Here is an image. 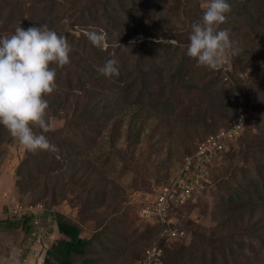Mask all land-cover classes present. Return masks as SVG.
<instances>
[{"label":"trees","instance_id":"trees-1","mask_svg":"<svg viewBox=\"0 0 264 264\" xmlns=\"http://www.w3.org/2000/svg\"><path fill=\"white\" fill-rule=\"evenodd\" d=\"M200 1L207 2L0 0V36H10L18 25L26 29L46 24L66 37L71 46L70 63L56 70L57 88L45 97L49 102L47 121L50 117H61L64 121L63 126L49 132L51 137L46 136L55 145V152L61 155L76 152L81 145H67L59 137L62 131L79 140L78 136L83 130L97 129L100 132L107 127L110 133L108 141L112 143L118 137L116 122H121L124 116L128 117L131 125L136 120L142 121L137 128L132 126L130 130L127 129L125 139L131 142L142 139L145 120L149 119L158 126L171 115L176 119L183 118L175 116L180 110L187 115L194 111L195 114L191 113L190 116L195 117L194 122L203 124L205 132L202 137L227 125L229 118L212 126L204 119L208 117L211 120L216 113L230 112V89L223 87L217 72L197 67L196 61L186 55V45L182 46L188 43L190 23L202 16ZM227 2L231 11L226 14L227 20L219 25V29L230 31L233 47L237 50L239 42L247 40L244 37L248 34L246 29L259 34L254 39L248 38L249 45L257 47L254 51L258 52L252 78L244 83L239 81L238 87L246 97L256 94L257 99L264 103V0ZM175 27L183 30L172 32ZM160 28L170 31L159 34ZM90 30L106 33L105 48L93 46L86 36ZM255 39L259 40L256 44L253 43ZM237 54L232 55L233 60L237 59ZM110 59L117 62L118 76L105 77L97 71ZM187 94L188 101L180 99L181 95ZM262 115L263 106L253 108L252 112L246 114L244 128L237 139L229 143L224 152L226 155H232L237 144L238 160L248 159L245 149L254 137L249 133V120L254 117V126L260 128L264 135V126L259 124ZM33 130L40 133L37 128ZM5 131L9 133L0 125V136ZM195 146L196 143L189 152ZM54 155L47 150L35 153L25 150L16 168L18 178L27 179V185L39 183L43 178L41 175L46 176L57 162ZM254 155L256 157L257 153ZM259 158L263 160L264 151H261ZM232 168L226 177L220 170L212 172L211 185L214 187L215 210L220 214L217 222L220 234L214 235L213 239H199L188 245L179 240L174 245L175 250L164 249L162 264L166 261V255V259L174 264H264V169L262 172L257 170L254 177H248L251 167L246 164H233ZM37 170L40 175L35 173ZM81 183L89 184V188L95 187L93 180L88 183L84 178ZM90 194L89 190L87 195ZM51 213V228L55 229L58 237L50 246L42 248L41 264H95L97 251L92 248L91 239L98 234L82 236L78 222L59 212ZM11 217L2 221L12 226L27 219L26 215L15 216L18 220ZM244 231L247 232L246 237L241 234Z\"/></svg>","mask_w":264,"mask_h":264},{"label":"rangeland","instance_id":"rangeland-1","mask_svg":"<svg viewBox=\"0 0 264 264\" xmlns=\"http://www.w3.org/2000/svg\"><path fill=\"white\" fill-rule=\"evenodd\" d=\"M199 3L200 6L205 4L201 1ZM182 30L175 27L171 31L176 33ZM168 31L170 30L160 28L158 33ZM246 32L248 34L244 37L247 40L243 39L237 45V59L233 60L229 51L223 65L213 70L217 72L223 87L230 89L231 105L230 112H222L219 115L216 113L213 120L205 117L204 121L211 126L214 123L221 124L228 118L229 122L239 102L244 109L245 122L246 114L252 112L253 108L264 107V103L257 99L256 94L246 97L238 87L239 81L244 83L252 78V70L258 60V52L254 51L257 47H251L248 38L254 39L259 34L254 30L246 29ZM254 41L252 42L256 44L259 40ZM191 96L195 97L194 94ZM180 99L184 102L188 101L189 94L181 95ZM191 113L195 114L194 111ZM190 114L187 115L180 110L175 116L179 115L183 118L176 119L171 115L158 126L149 119L145 120L142 139L137 142L125 139L127 129L130 130L132 126L134 129L137 128L142 121L136 120L134 125H131L127 116H124L121 122H116L118 137H115L112 143L108 141L110 133L107 127L100 132L97 129L83 130L81 135H77L79 140L70 133L66 134L62 131L59 137L67 145L75 144V147L76 144L81 143V145L76 148V152L68 154L61 155L54 150L49 151L55 154L57 162L51 166L52 170L46 176L41 175L43 178L39 183L34 182L31 185H27V179L18 178L16 169L24 156L25 148L10 133L3 132L0 136V221L3 222L4 218L11 217L8 210L18 202L24 205L42 203L45 209H48L49 215L45 225L39 220L41 222L39 230L31 225L32 218L27 215V219L18 225L9 226L4 222L0 223V242L14 245L20 243L26 249L34 245L41 248L50 246L58 237L51 232L53 221L51 212L56 211L78 222L82 236L92 237L98 234L91 239L92 248L97 251L95 264H135L141 250L150 243L157 232V226L143 219L139 215V209L148 203L160 186L168 183L177 174L183 156L189 153L191 146L197 143L205 132L203 124L194 122L195 117ZM253 120L254 117L249 120V133L254 137L260 136L257 139L253 137L251 144L246 146L248 159L238 160L239 148L235 144L233 154L228 156L223 152L213 171L220 170L226 177L233 169V164H246L251 167L248 177H254L257 170L262 172L264 158L261 160L259 156L261 151H264V135L260 128L254 126ZM48 123L50 130L44 134L49 138L51 137L49 132L63 126L64 121L61 117H50ZM259 124L264 126V115L261 116ZM255 153H257L256 157ZM39 172L35 171L37 175H40ZM84 178L88 183L93 180L95 187L89 188V184L85 183L82 185L81 179L84 181ZM213 189L211 185L199 199L180 207L176 213L177 226L184 229L186 236L166 242L164 249L175 250L174 245L179 240H183L188 245L191 242H198L199 239H213L214 235L220 234L217 223L220 214L215 210ZM89 190L91 194L88 196ZM41 213L39 212L37 216ZM13 217L12 220H18L15 216L11 218ZM33 229L35 233L31 232ZM42 230L45 231L42 242L37 243L33 235ZM241 234L247 236L245 231ZM166 258L163 264H174L172 260Z\"/></svg>","mask_w":264,"mask_h":264},{"label":"clouds","instance_id":"clouds-1","mask_svg":"<svg viewBox=\"0 0 264 264\" xmlns=\"http://www.w3.org/2000/svg\"><path fill=\"white\" fill-rule=\"evenodd\" d=\"M230 11L227 0H207L202 5V16L190 23L186 55L196 61L197 67L216 70L229 51L233 56L237 54L230 31L219 29ZM86 36L95 47L107 46V35L102 30L87 31ZM71 51L66 37L46 24L26 29L18 25L10 36H0V125L26 151L55 150L43 134L50 130L45 97L56 90V70L70 63ZM97 71L105 77L119 75L117 62L111 59Z\"/></svg>","mask_w":264,"mask_h":264},{"label":"built area","instance_id":"built-area-1","mask_svg":"<svg viewBox=\"0 0 264 264\" xmlns=\"http://www.w3.org/2000/svg\"><path fill=\"white\" fill-rule=\"evenodd\" d=\"M244 123V109L239 102L228 124L198 140L194 150L183 156L177 174L168 183L160 186L148 203L139 209V215L153 222L157 226V232L142 250L135 264H162L166 242L186 236L184 229L177 226L176 213L186 203L199 199L210 187L217 161L222 158L229 143L240 135ZM45 210L42 203L24 205L18 202L8 210V214L29 216L32 218L31 225L39 230L40 219L37 215ZM44 233L42 230L33 235L37 243L42 242Z\"/></svg>","mask_w":264,"mask_h":264},{"label":"crops","instance_id":"crops-1","mask_svg":"<svg viewBox=\"0 0 264 264\" xmlns=\"http://www.w3.org/2000/svg\"><path fill=\"white\" fill-rule=\"evenodd\" d=\"M49 212L45 210L39 215V219L42 220V224L45 225V220L47 219ZM40 220V221H41ZM48 230V229H47ZM45 232V231H44ZM52 235L55 236L56 231L52 227ZM0 264H41L42 263V253L41 246H29V248H23L19 244L14 245L8 244L9 242H0ZM5 244V245H4ZM33 244V243H32ZM40 247V248H39Z\"/></svg>","mask_w":264,"mask_h":264}]
</instances>
